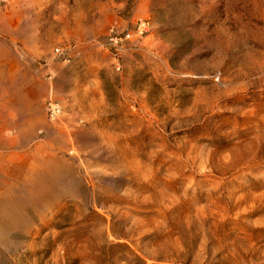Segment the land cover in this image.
Returning a JSON list of instances; mask_svg holds the SVG:
<instances>
[{
	"label": "rangeland",
	"instance_id": "374dc122",
	"mask_svg": "<svg viewBox=\"0 0 264 264\" xmlns=\"http://www.w3.org/2000/svg\"><path fill=\"white\" fill-rule=\"evenodd\" d=\"M0 74V264H264V0H7Z\"/></svg>",
	"mask_w": 264,
	"mask_h": 264
},
{
	"label": "built area",
	"instance_id": "2783aa9c",
	"mask_svg": "<svg viewBox=\"0 0 264 264\" xmlns=\"http://www.w3.org/2000/svg\"><path fill=\"white\" fill-rule=\"evenodd\" d=\"M7 0H0V3H6ZM148 29V22L145 20H139L138 27H137V33L143 34ZM131 38V34L129 31L124 30H115L114 28H111L106 35L105 43L106 45L110 46L112 50L115 52L119 51L123 47V43ZM54 53L57 55H63V49L56 47L54 49ZM47 112L51 119L57 118L61 113V108L57 103H54L52 101L48 102L47 104Z\"/></svg>",
	"mask_w": 264,
	"mask_h": 264
},
{
	"label": "bare ground",
	"instance_id": "6f19581e",
	"mask_svg": "<svg viewBox=\"0 0 264 264\" xmlns=\"http://www.w3.org/2000/svg\"><path fill=\"white\" fill-rule=\"evenodd\" d=\"M1 75V74H0Z\"/></svg>",
	"mask_w": 264,
	"mask_h": 264
}]
</instances>
